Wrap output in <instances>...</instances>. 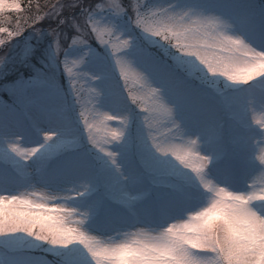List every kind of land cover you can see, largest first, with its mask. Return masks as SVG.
Here are the masks:
<instances>
[{
	"label": "snow or ice",
	"instance_id": "snow-or-ice-1",
	"mask_svg": "<svg viewBox=\"0 0 264 264\" xmlns=\"http://www.w3.org/2000/svg\"><path fill=\"white\" fill-rule=\"evenodd\" d=\"M46 7L10 28L23 5L0 0V91L12 99L0 100V264H264L256 11L225 0Z\"/></svg>",
	"mask_w": 264,
	"mask_h": 264
},
{
	"label": "rangeland",
	"instance_id": "rangeland-1",
	"mask_svg": "<svg viewBox=\"0 0 264 264\" xmlns=\"http://www.w3.org/2000/svg\"><path fill=\"white\" fill-rule=\"evenodd\" d=\"M149 2H153V0H149ZM155 2H160V3H168L170 2V0H155ZM226 3H230V4H235V5H239V6H243V7H248V8H252L256 11V24H257V28L259 29V27L264 24V13L261 12V7L264 6L263 4L259 3L258 0H225ZM22 5L24 6V2L23 0H21ZM135 36L137 37V39L139 40V38H145L143 36L142 33L140 32H134ZM2 46V45H0ZM14 50H18V49H14ZM5 54V51H1V54ZM17 68L20 70V67L17 66ZM115 76H118V70L115 73H113V79L115 81ZM68 82V80H66ZM133 111V109H132ZM135 117L134 115L132 116ZM137 119H139V116L137 115ZM140 122V120H139ZM82 123V122H81ZM111 123V122H110ZM115 126V125H113ZM258 139V138H257ZM22 146H27V145H22ZM116 148L119 147V145L115 146ZM125 170L127 171V165L125 166ZM145 186L147 187V180L145 181ZM31 191V190H30ZM2 251H6L5 249H3V247H1Z\"/></svg>",
	"mask_w": 264,
	"mask_h": 264
},
{
	"label": "trees",
	"instance_id": "trees-1",
	"mask_svg": "<svg viewBox=\"0 0 264 264\" xmlns=\"http://www.w3.org/2000/svg\"><path fill=\"white\" fill-rule=\"evenodd\" d=\"M56 0H38L27 2V8L24 9L19 15H11L12 19L7 22L8 27H15L17 19H23L31 14H35L37 11H46L47 5L55 3ZM31 5V7H29Z\"/></svg>",
	"mask_w": 264,
	"mask_h": 264
},
{
	"label": "clouds",
	"instance_id": "clouds-1",
	"mask_svg": "<svg viewBox=\"0 0 264 264\" xmlns=\"http://www.w3.org/2000/svg\"><path fill=\"white\" fill-rule=\"evenodd\" d=\"M124 2L126 3V4H128L129 6H131V4L133 3V0H124ZM127 117H126V115H125V119H126ZM240 227H244V225L243 224H240Z\"/></svg>",
	"mask_w": 264,
	"mask_h": 264
}]
</instances>
